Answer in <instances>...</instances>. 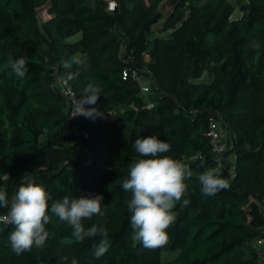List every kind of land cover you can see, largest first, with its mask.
Returning <instances> with one entry per match:
<instances>
[{
  "label": "trees",
  "instance_id": "1",
  "mask_svg": "<svg viewBox=\"0 0 264 264\" xmlns=\"http://www.w3.org/2000/svg\"><path fill=\"white\" fill-rule=\"evenodd\" d=\"M165 3L172 7L163 23L168 35L155 37ZM41 9L48 16L43 21ZM243 10L233 20L229 0H0V190L10 198L25 175L53 200L102 194V214L83 225L106 227L111 245L97 258L100 236L77 241L71 226L50 214L45 244L21 255L8 239L14 227L1 226L0 264H66L57 255L70 249L76 264H264V247L252 245L264 239L257 210L264 204V0H248ZM77 53L81 63L65 69L63 62ZM21 56L28 64L22 78L9 63ZM49 56L59 74H75L68 83L79 98L89 85L99 89L97 103L84 105L99 116L70 119L53 87ZM135 70L152 72L158 84L153 100L131 76L123 79ZM216 116L237 137L236 163L225 161L219 172L229 187L205 196L199 176L207 167L220 168L208 136ZM75 131L88 135H80L88 163L75 157ZM151 135L170 144L167 155L192 160L168 242L155 249L132 239V193L121 188L128 164L138 158L134 141Z\"/></svg>",
  "mask_w": 264,
  "mask_h": 264
},
{
  "label": "clouds",
  "instance_id": "2",
  "mask_svg": "<svg viewBox=\"0 0 264 264\" xmlns=\"http://www.w3.org/2000/svg\"><path fill=\"white\" fill-rule=\"evenodd\" d=\"M79 56V53L73 55L62 66L70 69L74 64L79 65ZM9 63L18 77L22 78L28 72L26 56L18 59L9 57ZM74 76L69 71L66 76L61 77V82L67 84ZM98 93L99 89L93 85L86 87L76 102L75 110L88 118L99 116L98 109L84 107L95 105L99 99ZM132 147L138 158L128 164V175L121 183L123 191L132 193V198L128 201V209L132 214V239L139 241L144 248L155 249L168 242L167 229L176 219L173 209L186 196L185 180L192 176V172L183 161L167 155L170 144L156 135L138 138ZM199 180L202 185L201 192L205 196L215 195L229 187L215 167H207ZM110 188L111 185L109 191ZM103 200L102 194L74 198L65 196L53 200L43 185L24 175L17 191L10 198L6 191L0 190V209H6L4 214H0V223L14 227L8 239L12 251L21 255L30 251L33 246L42 247L45 244L49 237L45 226L50 223L51 215H55L71 226L77 241L100 236L101 239L94 245L95 256L100 258L111 247L107 239L108 230L97 225L85 229L82 221L102 214ZM188 203L187 199H183V206ZM73 264L76 262L73 261Z\"/></svg>",
  "mask_w": 264,
  "mask_h": 264
},
{
  "label": "rangeland",
  "instance_id": "3",
  "mask_svg": "<svg viewBox=\"0 0 264 264\" xmlns=\"http://www.w3.org/2000/svg\"><path fill=\"white\" fill-rule=\"evenodd\" d=\"M229 2L234 6V13H233L232 19L238 20V19L242 18L244 15L243 7L248 2V0H229ZM161 11L163 12L164 19L162 21H160L156 26H154L153 31H154L155 37H164V36L168 35V33H165L163 31V23H164V20L166 19V17L168 16V14L172 11V7L168 6V4L165 3L162 5ZM39 18L42 21L46 20L48 18L47 14L43 11V9L40 10ZM79 38H80V36H76V37L71 38L70 41L74 42V41L78 40ZM48 68L51 69L52 75L54 76L57 70H56L55 64L53 63L50 56L48 57ZM145 74L153 78V74L149 70H146ZM156 96H157V93H156V89H155L154 91H152L149 95H146L145 97L148 101H150V100H153ZM244 100L249 101V98H247V95L244 96ZM67 109H68V105H67ZM114 117H115V113H112L111 115L107 116V119H113ZM224 125H225V129H223V131H222L223 138L229 144V151L225 155L224 162L226 161L227 164H229L230 166H234L236 163V153H234L233 150H234V142H235L237 137L235 134L233 135V132L231 131L229 126L226 125V123H224ZM75 135L77 137V145H78L75 157L81 163H88L90 161L91 157H90L88 151L86 150L83 142L80 140L79 132L75 131ZM181 161H183L185 164H187L189 166L192 160L187 159V158H183ZM2 169H3L2 180L5 184H8L9 173H8V168L4 162H2ZM19 184H18V187H19ZM18 187H17V189H18ZM17 189H16V191H17ZM257 210L260 211V213L262 214V216L264 218V204L263 205L259 204V207L257 208ZM251 219H252V216H249V220H251ZM82 223H83V221H82ZM262 228H264V226ZM252 245L258 250L261 249V248H258V246H256V243H254V242L252 243ZM262 249H264V248H262ZM263 253H264V250H263ZM57 257H58L59 262H64L66 264H73V261H75L74 255H73V252L71 249L68 250L64 254H58ZM261 258H262L261 261L264 263V255Z\"/></svg>",
  "mask_w": 264,
  "mask_h": 264
},
{
  "label": "built area",
  "instance_id": "4",
  "mask_svg": "<svg viewBox=\"0 0 264 264\" xmlns=\"http://www.w3.org/2000/svg\"><path fill=\"white\" fill-rule=\"evenodd\" d=\"M115 8H116L115 1L113 2L111 1L109 3L108 10L113 12L115 11ZM145 71L146 70H144L143 72H139L135 70L131 74L125 71L123 73V79L126 80L129 76H131V78L135 79L140 84L142 94L149 95L155 89L157 91L158 84L152 77L146 75ZM61 77L62 75L59 74L58 71H56L54 75L53 87L57 89L64 97L68 105V115L73 122H76L78 121V117L81 114L80 111L75 110V105L79 97L69 83L65 84L61 82ZM224 123L225 122L220 116L213 117L209 123L210 130L208 136L210 138V145L212 148V152L215 155L217 162L219 163L220 168L218 169V173L224 168V158L227 152L229 151V144L223 138V133H222L223 129H225ZM80 135H82L84 138H88L86 132H81ZM234 171L235 168L233 167L231 170L232 175L234 174ZM4 225L6 224L0 223V227ZM255 243L256 246H258V248L264 247L263 238L257 239ZM260 255L263 257L264 253L260 252Z\"/></svg>",
  "mask_w": 264,
  "mask_h": 264
},
{
  "label": "crops",
  "instance_id": "5",
  "mask_svg": "<svg viewBox=\"0 0 264 264\" xmlns=\"http://www.w3.org/2000/svg\"><path fill=\"white\" fill-rule=\"evenodd\" d=\"M56 67V66H55Z\"/></svg>",
  "mask_w": 264,
  "mask_h": 264
}]
</instances>
